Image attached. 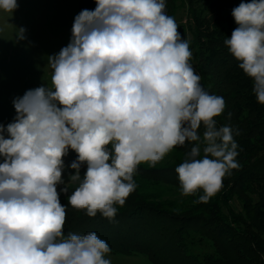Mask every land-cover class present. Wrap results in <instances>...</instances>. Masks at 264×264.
Here are the masks:
<instances>
[{
	"label": "clouds",
	"instance_id": "clouds-1",
	"mask_svg": "<svg viewBox=\"0 0 264 264\" xmlns=\"http://www.w3.org/2000/svg\"><path fill=\"white\" fill-rule=\"evenodd\" d=\"M96 5L76 15L70 42L48 57L50 86L14 98L13 122L0 124V264H112L94 231L65 234L61 192L88 217L113 220L136 190L138 166L155 167L177 146L192 145L175 171L182 196L202 190L194 203H207L240 167L239 130L218 126L225 100L201 85L166 0ZM18 7L0 0L9 17ZM232 16L224 44L264 105V0L241 2ZM25 32L17 28V42ZM69 150L77 155L66 183Z\"/></svg>",
	"mask_w": 264,
	"mask_h": 264
},
{
	"label": "trees",
	"instance_id": "trees-1",
	"mask_svg": "<svg viewBox=\"0 0 264 264\" xmlns=\"http://www.w3.org/2000/svg\"><path fill=\"white\" fill-rule=\"evenodd\" d=\"M191 18L193 53L190 63L201 77V85L209 94L224 98V112L215 119L218 126L239 130L234 135L238 144L236 157L240 167L222 181V188L207 203H194L186 215H176L175 208L159 207L142 197L141 182L178 184L175 169L185 159L191 144L175 148L176 166L155 168L145 172L142 165L134 175L136 190L118 206L113 220L100 214L91 218L83 210L66 205L65 234H86L94 231L105 240L111 254L144 256L151 264H264V105L257 102L253 82L238 66V61L224 44L237 24L232 10L250 0H186ZM202 2V8L195 3ZM205 3H208L206 5ZM167 14L175 16V1L166 0ZM96 3L83 2L80 11L95 10ZM229 113L231 117L229 118ZM202 134L204 129L201 128ZM86 166L81 168V174ZM151 174L146 177L144 174ZM202 190L194 196L202 194ZM238 197L243 201L246 218L224 216L219 203ZM147 200H149L147 202ZM256 202L254 203V201ZM169 207V206H168ZM199 236L212 242L214 255L201 260L193 250ZM163 243V244H162ZM160 245V247H158Z\"/></svg>",
	"mask_w": 264,
	"mask_h": 264
},
{
	"label": "rangeland",
	"instance_id": "rangeland-1",
	"mask_svg": "<svg viewBox=\"0 0 264 264\" xmlns=\"http://www.w3.org/2000/svg\"><path fill=\"white\" fill-rule=\"evenodd\" d=\"M174 1L176 7L174 18L179 25L178 31L191 43L193 36L188 4L186 0ZM83 2H89L91 5L96 3V0H17L19 7L12 17L0 13V28H3V31H0V124L6 127L13 122L16 116L13 106L14 98L22 97L27 90L42 84L50 86L51 70L47 65L48 57L59 53L70 42L74 18L81 12L79 6ZM205 4L208 5V3ZM195 5L202 8L203 3L197 2ZM20 27L26 30V39L17 42L16 32ZM76 155L74 151L69 150L68 155L64 157L66 168L62 175L66 183L69 173L74 174V170L67 166L76 159ZM176 165L174 148L155 167L143 164L142 169L147 172L155 168H169ZM144 175L150 177L151 174ZM136 181L141 182L142 197L152 198L150 202L159 204L160 208H175L176 215H186L188 211L186 208L195 205L193 201L196 198L182 196L178 184L145 182L141 178H136ZM63 187L64 185H58L57 191L59 192ZM74 188L75 185L71 186L68 194H71ZM60 197L67 200V195L62 192ZM219 209L231 221L233 217L230 213L246 218L243 201L238 197L219 203ZM194 237L196 243L192 248L202 261L204 257L214 255L211 241L199 236ZM109 258L112 264H151L144 256L110 254ZM248 264L256 263L250 258Z\"/></svg>",
	"mask_w": 264,
	"mask_h": 264
}]
</instances>
